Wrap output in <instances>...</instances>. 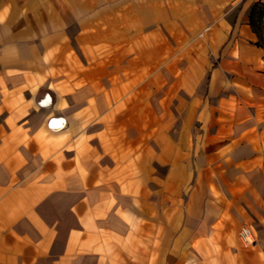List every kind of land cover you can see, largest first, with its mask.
<instances>
[{"label": "crops", "instance_id": "obj_1", "mask_svg": "<svg viewBox=\"0 0 264 264\" xmlns=\"http://www.w3.org/2000/svg\"><path fill=\"white\" fill-rule=\"evenodd\" d=\"M249 1L214 0L216 60L180 66L158 0H0V264H264Z\"/></svg>", "mask_w": 264, "mask_h": 264}, {"label": "rangeland", "instance_id": "obj_2", "mask_svg": "<svg viewBox=\"0 0 264 264\" xmlns=\"http://www.w3.org/2000/svg\"><path fill=\"white\" fill-rule=\"evenodd\" d=\"M162 3V18L168 19L169 22L163 21L162 38L165 45L178 46L177 53H173L180 66L182 62L191 60H204L213 62L217 58V52L214 51L216 38L208 36V28L213 25L215 20L212 19L214 12V0H158ZM240 21L246 19V23H241L243 35L237 36L244 43L260 48L264 53V0H250L245 7ZM100 28H106L108 23V10L105 5H99ZM116 11L118 9L116 8ZM117 13V12H115ZM211 13V14H210ZM173 17V19H171ZM167 24V25H166ZM245 26V28H244ZM148 30L155 29L147 27ZM168 46V47H169ZM168 60L171 59V54ZM264 62V56H263ZM186 69L179 68L180 75L186 77ZM181 81V80H180ZM181 81V82H182ZM182 82L180 87L185 85ZM173 102H177L173 100ZM181 103V102H180Z\"/></svg>", "mask_w": 264, "mask_h": 264}, {"label": "built area", "instance_id": "obj_3", "mask_svg": "<svg viewBox=\"0 0 264 264\" xmlns=\"http://www.w3.org/2000/svg\"><path fill=\"white\" fill-rule=\"evenodd\" d=\"M239 237L243 244L251 245L254 242V238L251 229L248 226H243L240 229Z\"/></svg>", "mask_w": 264, "mask_h": 264}]
</instances>
